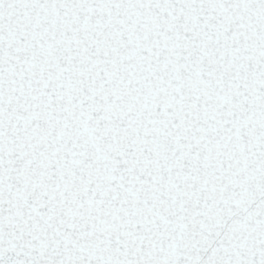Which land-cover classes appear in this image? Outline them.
Wrapping results in <instances>:
<instances>
[{"label": "snow or ice", "instance_id": "snow-or-ice-1", "mask_svg": "<svg viewBox=\"0 0 264 264\" xmlns=\"http://www.w3.org/2000/svg\"><path fill=\"white\" fill-rule=\"evenodd\" d=\"M0 264H264V0H0Z\"/></svg>", "mask_w": 264, "mask_h": 264}, {"label": "water", "instance_id": "water-1", "mask_svg": "<svg viewBox=\"0 0 264 264\" xmlns=\"http://www.w3.org/2000/svg\"><path fill=\"white\" fill-rule=\"evenodd\" d=\"M168 219H169V218H168L167 216L164 217V220H165L166 222H168ZM170 226H172V227H179V224H178V222H176V221H171Z\"/></svg>", "mask_w": 264, "mask_h": 264}]
</instances>
